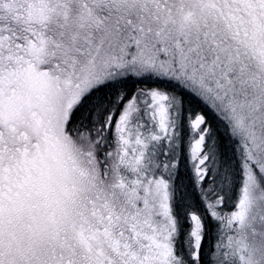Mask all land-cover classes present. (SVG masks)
<instances>
[{
	"label": "snow or ice",
	"instance_id": "obj_1",
	"mask_svg": "<svg viewBox=\"0 0 264 264\" xmlns=\"http://www.w3.org/2000/svg\"><path fill=\"white\" fill-rule=\"evenodd\" d=\"M0 264H264V0H0Z\"/></svg>",
	"mask_w": 264,
	"mask_h": 264
}]
</instances>
